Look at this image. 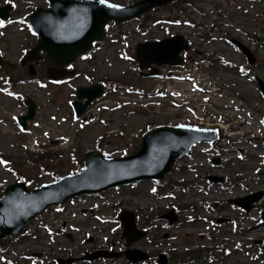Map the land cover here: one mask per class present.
I'll return each mask as SVG.
<instances>
[{"label":"rangeland","instance_id":"374dc122","mask_svg":"<svg viewBox=\"0 0 264 264\" xmlns=\"http://www.w3.org/2000/svg\"><path fill=\"white\" fill-rule=\"evenodd\" d=\"M107 1L129 5L138 0ZM6 4L12 11L1 27L0 53L17 64L36 43L25 20L47 3L0 0V7ZM171 35H182L190 42L191 51L183 55L184 68L174 78L166 77L168 69L162 70L161 78H141L131 60L132 48ZM231 39L254 55L253 66L230 45ZM72 70L71 79L64 83L36 80L13 88L6 86V77L24 72L0 69V118L12 123L8 118L16 114L15 107L20 108L19 100L30 97L38 104L36 122L40 123L32 136L21 135L13 125H0V160L6 161L0 164V196L4 187L15 182L14 172L33 183L50 182L55 180L52 176L73 171L76 154L98 149L107 156H124L156 126L202 121V127L217 129L220 139L180 159L165 178L166 183L177 185L174 192L168 185L160 188L142 182L131 189L105 192L100 198L76 200L64 212L51 209L26 226L25 240L8 246L0 264L10 260L56 264L58 258L73 260L70 264H129L124 256L79 261L90 250L126 251L117 220L122 210L136 216L139 229L148 230L133 245L151 256L142 264H156L160 254L169 257V264H190V257L199 260L194 264H264V221L260 219L264 196L246 214L228 203L264 191V96L259 89V84L264 85V0H188L155 9L137 21L110 25L104 40L78 59ZM99 82L108 83L111 95L93 106L85 120L76 121L69 106L74 88ZM112 87L118 91L114 93ZM30 138L46 148L34 157V164L26 159ZM212 159L220 161L219 167ZM209 175L222 178V185H211L206 180ZM180 182L192 185L180 190ZM170 209L178 216L172 226L159 218ZM219 220L224 222L217 224ZM49 221L57 226L52 225L48 237L39 235L37 228ZM3 256L9 261L2 262Z\"/></svg>","mask_w":264,"mask_h":264},{"label":"water","instance_id":"95a60500","mask_svg":"<svg viewBox=\"0 0 264 264\" xmlns=\"http://www.w3.org/2000/svg\"><path fill=\"white\" fill-rule=\"evenodd\" d=\"M172 1L174 0H142L129 7L109 8L108 2L101 5L99 1L92 0H49L48 10L37 9L28 18V24L36 33L38 43L25 55L22 63L39 59L37 53L44 51L45 61L53 67L60 68L59 70L49 69L47 76L53 80L60 79L66 75L63 69L65 65L74 60L76 55L88 50L91 42L101 39L103 27L107 22L112 20L119 23L139 17L154 7L163 6ZM8 10V6L0 8V19L7 18ZM239 47L243 48L240 45ZM183 50H187L186 42L183 38L175 36L157 43L138 45L135 48V57L140 68H145L149 64L179 65L178 54ZM244 51L252 63L253 58L247 50L244 49ZM3 64L5 63L0 59V65ZM28 73L30 75L34 73L31 66ZM77 96L79 97V94ZM94 97L90 96L88 102ZM27 104H29L28 114L20 119L23 126L25 120L32 119L34 115L33 103L28 101ZM77 106L78 103L75 104L77 112L85 108V106ZM155 137L163 142L158 145L152 143ZM212 140L208 131L197 128L185 126L158 128L143 137V144L130 157L105 159L91 153L84 157L83 171L77 175L66 176L56 183L37 187L33 191L25 190L21 183L10 186L5 189L0 199V239L20 232L25 222L44 208L61 204L69 197L96 193L109 187L148 177L161 178L169 171L173 161L187 152L188 146L197 141ZM261 195V193L253 195L236 203L248 211L250 203L257 201ZM127 217L128 219H125ZM122 219L128 221L123 223L124 235L128 236L131 230L134 231L133 219L126 213L123 214ZM138 237H128L127 245ZM135 253L139 254L132 251L125 255L132 262L146 259V255L142 253L138 257L130 256Z\"/></svg>","mask_w":264,"mask_h":264},{"label":"snow or ice","instance_id":"6c2138e0","mask_svg":"<svg viewBox=\"0 0 264 264\" xmlns=\"http://www.w3.org/2000/svg\"><path fill=\"white\" fill-rule=\"evenodd\" d=\"M99 3H100L101 5H105V4L107 3V0H99ZM107 6H108L109 8H116V7H118L117 5H115V4H110V3H108ZM21 23H23V21H21ZM3 25H4V22H3V21H0V27H3ZM29 30L31 31V29H29ZM32 34L35 35L36 33L33 32ZM177 127H183V126H182V125H177ZM5 163H6V161H4V160H0V164H5Z\"/></svg>","mask_w":264,"mask_h":264}]
</instances>
